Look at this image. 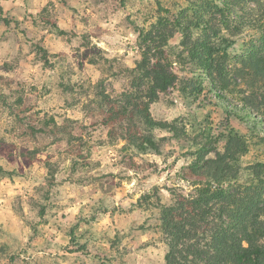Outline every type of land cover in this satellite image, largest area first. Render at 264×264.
<instances>
[{
    "label": "rangeland",
    "instance_id": "1",
    "mask_svg": "<svg viewBox=\"0 0 264 264\" xmlns=\"http://www.w3.org/2000/svg\"><path fill=\"white\" fill-rule=\"evenodd\" d=\"M160 5L178 11L187 0H0V264H165L154 205L190 190L194 138L205 129L214 157L234 130L249 146L240 164L264 161V114L237 115L251 97L244 81L219 98L205 79L186 97L191 74L178 62L179 82L151 111L185 133L156 130L159 153L110 140L98 94L128 88L139 30Z\"/></svg>",
    "mask_w": 264,
    "mask_h": 264
},
{
    "label": "trees",
    "instance_id": "2",
    "mask_svg": "<svg viewBox=\"0 0 264 264\" xmlns=\"http://www.w3.org/2000/svg\"><path fill=\"white\" fill-rule=\"evenodd\" d=\"M178 34L180 41L173 44ZM241 38V52L232 53ZM138 46L141 58L126 70L128 88L116 96L98 94L112 142L123 140L124 148L146 154L159 153L166 139L156 130L181 137L185 130L151 111L179 82L175 62L191 74L181 88L186 97L199 95L207 79L218 97L226 98L241 78L251 97L243 96L246 111L238 117L264 114V0H187L178 11L160 5L156 20L139 30ZM193 141L194 160L184 174L190 190L170 189V202L154 205L165 264H264V161L240 164L249 146L234 130L214 157L208 156L214 145L205 129ZM151 197L145 194L138 203Z\"/></svg>",
    "mask_w": 264,
    "mask_h": 264
}]
</instances>
